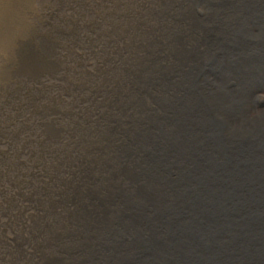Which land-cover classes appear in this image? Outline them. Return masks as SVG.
Listing matches in <instances>:
<instances>
[{"label": "bare ground", "instance_id": "1", "mask_svg": "<svg viewBox=\"0 0 264 264\" xmlns=\"http://www.w3.org/2000/svg\"><path fill=\"white\" fill-rule=\"evenodd\" d=\"M93 2L104 66L68 83L69 120L8 184L0 264H193L221 183L264 160V0Z\"/></svg>", "mask_w": 264, "mask_h": 264}, {"label": "rangeland", "instance_id": "2", "mask_svg": "<svg viewBox=\"0 0 264 264\" xmlns=\"http://www.w3.org/2000/svg\"><path fill=\"white\" fill-rule=\"evenodd\" d=\"M92 1L0 0V213L13 190L8 184L22 187L32 174L25 167L42 125L69 120L52 111L61 107L54 101L66 99L80 71L104 66L96 26L88 22L87 14L98 11ZM5 222L0 217V230L9 235L14 228Z\"/></svg>", "mask_w": 264, "mask_h": 264}, {"label": "water", "instance_id": "3", "mask_svg": "<svg viewBox=\"0 0 264 264\" xmlns=\"http://www.w3.org/2000/svg\"><path fill=\"white\" fill-rule=\"evenodd\" d=\"M258 144L264 145V137ZM251 170L246 178L242 165L237 167L235 190L222 182L227 192L221 193L219 222L210 219L216 230L204 245L202 264H264V160L257 159Z\"/></svg>", "mask_w": 264, "mask_h": 264}]
</instances>
